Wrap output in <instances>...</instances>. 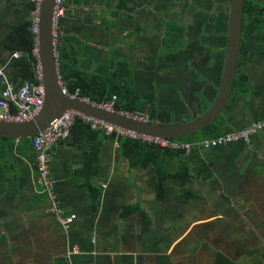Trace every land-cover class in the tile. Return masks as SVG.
Wrapping results in <instances>:
<instances>
[{
  "label": "crops",
  "instance_id": "obj_1",
  "mask_svg": "<svg viewBox=\"0 0 264 264\" xmlns=\"http://www.w3.org/2000/svg\"><path fill=\"white\" fill-rule=\"evenodd\" d=\"M200 1L202 5L207 3L204 0H67L66 14L57 27L61 37L59 55L95 78L105 76L119 63L128 64L132 68L133 88L140 106L138 114L145 110L151 116L150 120L159 123H163L160 117L168 115L176 116L177 124L189 122L201 116L217 96L224 66L223 43L228 29L226 23L220 22L219 30L214 32L218 45L210 49V39L214 38L211 34L213 19L206 11H197ZM32 18L30 0H0V96L7 85L23 82L14 66L22 52L9 49L5 41L14 27ZM168 23L184 26L187 43L183 49L165 52L164 69L176 75L182 71L189 80L178 81L183 83L184 90L173 86L166 91L165 84L160 82L161 85L151 88L154 94L150 95L147 90H138L136 74L146 72L148 52L153 56L164 53L163 39ZM15 53L20 56L16 58ZM177 59L179 61L174 63ZM257 94L255 90L248 96L236 98V105L232 107L238 116L228 120L230 129L262 121L259 119L264 117L253 119L250 115L264 105V101L250 102L258 99L255 98ZM169 96H179L180 103L175 101L179 107L172 106L173 100H169ZM244 102L252 105L249 113L241 108V103L246 107ZM252 142L254 159L248 156L242 164L237 157L235 169L222 155L236 154L239 150L227 146L201 152L203 160L214 171V178L204 180L203 174L190 164L194 175L189 185L191 197L187 199V189L178 178H168L164 200L159 201L156 170L129 169L127 160L118 154V143L107 140L100 153L99 173L94 179L96 185L105 187L95 204L82 187L87 161L84 151L73 143L72 137L59 143L53 150L52 160L57 200L67 212L77 215L68 236L53 218L48 197L37 184L35 158H25L19 176H11L8 193L0 197V230L9 232L7 257L10 259L7 264H180L179 257L192 251L189 249L194 243L188 241L191 232L205 229L222 217L220 213H210L211 183L219 179L215 169L221 168L217 174L224 182L219 185L223 192H219L231 194L233 190L231 195L238 198L239 191H234L238 184L233 185V181L230 186L228 183V178L237 172V164L255 168L264 163V131ZM188 160L185 154L172 162L171 173L179 162ZM126 206L135 208L129 213ZM142 213L149 218V223L142 218ZM38 231L42 235L28 233L25 239H19L24 233ZM68 241L79 249V254L70 258L66 256ZM183 242L184 249L179 250L178 245Z\"/></svg>",
  "mask_w": 264,
  "mask_h": 264
},
{
  "label": "trees",
  "instance_id": "obj_2",
  "mask_svg": "<svg viewBox=\"0 0 264 264\" xmlns=\"http://www.w3.org/2000/svg\"><path fill=\"white\" fill-rule=\"evenodd\" d=\"M35 9V5L32 4L33 12ZM31 26L32 20L18 27H14L10 36L5 41V45L13 51L22 52L19 59L14 62V66L19 71L20 79L23 82L29 81L37 84L36 74L39 67V59L34 53L36 42L35 35L30 29ZM226 26L228 27V23ZM246 26H253L255 33H263L264 5L259 0H245L244 29H246ZM225 36L227 41V32ZM167 40H170L172 45L167 46ZM60 41L61 37L58 36L56 39V51L58 53L60 76L69 94L89 99L91 102L97 104L104 103L113 96H117V111L140 112L138 98L133 88L132 68L128 64L119 63L105 76L95 78L78 69L74 63L69 60L66 61V59H63L59 55L61 51ZM186 43L187 39L185 38L184 26L176 23H168L165 27L163 39V47L167 48L165 51H176L180 47L183 49ZM225 49L226 42L224 43L223 58L225 57ZM254 91L255 84L249 74L238 68L231 98L248 96ZM230 128L231 126L227 118L221 115L207 129L189 137L171 140L194 142L203 139H212L232 130ZM72 139L73 143L79 145L84 151L87 159L82 175L83 179H85L82 187L86 189L90 197L89 200L94 204L100 199L103 193V187L96 185L94 179L98 176L100 153L107 140L118 143V154L127 160L129 169L144 171L149 168H154L156 170V197L159 201L164 200L166 181L168 178H178L181 185L187 189V199L191 197L192 191L189 185L192 183L194 175L189 167L190 164L194 165L198 172L203 174L204 180L208 181L214 178V171L203 160L198 148H194L191 152L187 153L185 151L161 148L127 136H118L116 133L107 135L103 128L94 127L92 122L82 116L75 117ZM185 154L188 155L189 160L187 162H179L174 173H171V163L177 159H181ZM32 157L35 158L32 139L24 138L17 141L13 138H0V197L8 193V184L12 180L11 176L13 175L14 178L19 176V170L24 164V159ZM44 200L46 201L45 197ZM134 208L126 206L125 210L131 213ZM141 216L149 223V218L145 213H142ZM213 264H235V262L225 254L219 252L216 254ZM253 264H264V255L256 257Z\"/></svg>",
  "mask_w": 264,
  "mask_h": 264
},
{
  "label": "rangeland",
  "instance_id": "obj_3",
  "mask_svg": "<svg viewBox=\"0 0 264 264\" xmlns=\"http://www.w3.org/2000/svg\"><path fill=\"white\" fill-rule=\"evenodd\" d=\"M204 1L207 3L205 5H202L203 3L200 1L201 5L199 8L197 7V11H206L207 16H209L210 19H213L211 34L214 35V38L211 37L210 39V49L213 50L212 46L218 45V42L216 41L217 34H215L214 32L219 30L218 27L220 25V22H223V25L224 23H228L231 0ZM259 1L264 5V0ZM222 26L221 29H224V27ZM245 32L246 36L242 46L240 61L241 63H239V68L248 73L251 77V80L254 82L255 90L258 93L255 98L258 99H252V101L250 102L254 101L255 103H257L258 101H264V29L263 33H255L254 27L249 26L246 28ZM166 42L167 46L172 45L170 40H167ZM166 49V47H163L162 51L164 53L162 54V56H160L161 54L153 56L152 53L148 52L147 60L144 66V68H146V72H137L136 74L138 90L142 88L144 90H147L150 95H152L154 94V92L153 89L151 91V88L161 85L160 82H163V84H165L166 91L172 89L173 86H180L181 88H179V90L185 89L183 83L182 85L178 83L179 80H189L182 71L180 75H176L174 73H169L164 69ZM159 51H161V47ZM178 61L179 60L177 59L174 63ZM179 63L176 67L177 70L179 69ZM173 70L175 71V69ZM155 94H158L157 90L155 91ZM236 98L237 97L231 98L228 103L230 105H227L226 109L224 110L223 116H225L227 120H232L235 118L237 119V114L233 112L234 110L232 107L233 105H236ZM169 100H173L172 106L179 107V101H181L179 96H177L176 98L174 96H169ZM246 100L249 102L250 99L247 98ZM175 101L179 103H176ZM241 105V108L244 109V111H246L247 113L250 112V106H252L251 104H245L247 108L244 107L242 103ZM228 108L230 109L227 110ZM142 112L143 113L141 114L148 117L149 121H152L150 120L151 116H149L148 112H146L145 110H142ZM243 115L244 114H242L241 118L243 117ZM250 115L253 117V119H256L257 117H264V105L262 109L253 114L251 113ZM160 119L165 124L179 123L175 122L177 119L176 116L168 115L167 117H160ZM263 119L264 118L259 120ZM240 122L241 121H239V123ZM252 143L249 146L241 143L229 145L230 148L232 147L231 150L237 149L239 151L236 154L233 153L230 155L225 153L222 155V158L225 161H230V164L233 165V168L235 169L234 165L237 163V157H240L239 160H241L242 164L246 163L248 156L251 159H254V152L251 151ZM203 151L205 150H201L200 152ZM234 160L236 162L232 163L231 161ZM260 160L263 162L262 157H260ZM240 165L237 164V172L228 178V183H230V186H232L231 184L233 181L235 182L233 183V185L238 184V188L234 190L236 192L239 191L238 194L240 196L238 198H235L231 195L234 194V192H232L233 190H229L231 194H229L228 192L225 194L221 193L223 191L222 188H219V185L222 186L223 181L221 180L222 177L217 174L219 173L221 168H218V170L214 168L216 177H218L219 179H216L211 183L212 186L209 191V196L211 197L210 203L212 208L210 213L215 215H217V213H220L222 214V217L221 219H218L207 225L205 229H194L191 232L189 236L191 239L188 241H192L194 243V245H192L189 249L192 251L189 252V254H183V256L185 255V257H179L180 264H213L215 254L217 252L225 254L227 257L233 260L235 264H253V261L256 259V257L264 255V163L258 164V167H255L256 171L254 167H242ZM200 175L201 174H199L198 176ZM215 194H217V196ZM28 233L34 234L35 236L42 235V232L40 231L27 232L24 233V235H22V237H20L19 239H25ZM8 234L9 232L0 230V236H2V240H0V264H7L10 259L7 257L8 250L10 249V246L7 243ZM21 243L22 242L20 241V244ZM184 246L185 243L183 242L178 245V249H184Z\"/></svg>",
  "mask_w": 264,
  "mask_h": 264
},
{
  "label": "water",
  "instance_id": "obj_4",
  "mask_svg": "<svg viewBox=\"0 0 264 264\" xmlns=\"http://www.w3.org/2000/svg\"><path fill=\"white\" fill-rule=\"evenodd\" d=\"M56 0H42L39 9L38 59L45 90L40 113L27 122L0 120V138L17 141L32 139L47 129L53 121L70 111L103 125H110L138 135L161 139H178L197 134L223 115L235 85L241 53L245 0H231L227 29V44L219 91L208 110L200 117L182 124L143 121L117 111H109L82 98H72L63 92L60 83L59 60L56 51L54 13Z\"/></svg>",
  "mask_w": 264,
  "mask_h": 264
},
{
  "label": "built area",
  "instance_id": "obj_5",
  "mask_svg": "<svg viewBox=\"0 0 264 264\" xmlns=\"http://www.w3.org/2000/svg\"><path fill=\"white\" fill-rule=\"evenodd\" d=\"M30 2L34 4L36 8L33 12L32 26L30 29L35 35L36 48L34 50V53L38 55V22L39 9L42 0H30ZM66 2L67 0H56L54 13V33L56 39L58 37L56 29L59 25V21L66 14ZM14 56L18 58L20 54L15 53ZM36 76L38 80L37 84L29 81L22 82L20 85L9 84L1 92L0 120L10 122H27L34 119L40 113L45 99V90L42 83V74L40 67H38ZM60 83L63 88V92L66 95L72 98H80L77 95H71L67 92L61 80V76ZM85 100L91 102L89 99ZM117 100V96H113L110 100L101 104H97L94 102L91 103L109 111H117ZM117 112H121L125 115L137 118L139 120L149 121L148 118L142 114L125 111ZM76 116L80 115L68 111L61 117L53 121L47 129L38 133L32 138V145L35 153V168L37 170V184L42 189V192L45 193L48 197L49 210L53 215V218L67 236L71 232V229L77 220V215L71 212H67V210H65L57 200L56 180L52 172V160L54 148L59 143L68 141L72 137L73 124ZM85 119L92 122L94 124V127L103 128L107 135L116 133L118 136H127L132 139L142 140L161 148H169L176 151H185L187 153L191 152V150H193L194 148H198L200 151H206L239 143L249 146L251 145L253 138L264 131V120H262L254 122L240 129L230 130L216 138L203 139L194 142H182L174 141L171 139H161L157 137L138 135L134 132H128L110 125H103L102 123L89 120L87 118ZM68 243L69 244L67 247L66 256L70 258L73 255L79 254L78 247L75 245H71L69 241Z\"/></svg>",
  "mask_w": 264,
  "mask_h": 264
},
{
  "label": "flooded vegetation",
  "instance_id": "obj_6",
  "mask_svg": "<svg viewBox=\"0 0 264 264\" xmlns=\"http://www.w3.org/2000/svg\"><path fill=\"white\" fill-rule=\"evenodd\" d=\"M181 1V0H180ZM247 27H249V26H246L245 28H247ZM245 30L246 29H244V23H243V33H242V43H241V53H240V58H239V63H240V61H241V54H242V46H243V42L245 41ZM226 44H227V41H226ZM240 67V65L238 66V68Z\"/></svg>",
  "mask_w": 264,
  "mask_h": 264
}]
</instances>
